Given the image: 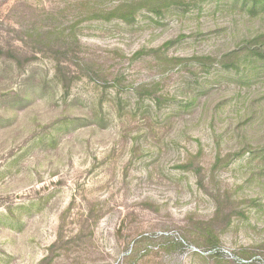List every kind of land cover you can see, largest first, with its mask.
Returning <instances> with one entry per match:
<instances>
[{
    "label": "rangeland",
    "instance_id": "rangeland-1",
    "mask_svg": "<svg viewBox=\"0 0 264 264\" xmlns=\"http://www.w3.org/2000/svg\"><path fill=\"white\" fill-rule=\"evenodd\" d=\"M120 1L0 0V264H264V64L196 59L264 35V12L98 13ZM49 29L68 57L33 53ZM205 224L211 249L185 234Z\"/></svg>",
    "mask_w": 264,
    "mask_h": 264
},
{
    "label": "trees",
    "instance_id": "trees-1",
    "mask_svg": "<svg viewBox=\"0 0 264 264\" xmlns=\"http://www.w3.org/2000/svg\"><path fill=\"white\" fill-rule=\"evenodd\" d=\"M188 1V2H186ZM220 2L221 0H210ZM194 3V0H121L118 5L111 11H102L99 10V14L101 13L105 18H121L124 22H133L135 21L137 14L142 10H146L148 12H162L170 10L172 7L176 5H186L189 3ZM241 3L244 9H247L248 12L254 13L259 10L264 12V0H234L233 5L236 3ZM98 14V15H99ZM57 34V30H45L41 32L40 30H30L26 32V35L30 38L32 42L33 53L36 50H49L56 54H62L64 57H68L69 51L65 47L66 44H55V39ZM25 36L20 31V41H24ZM172 43L166 42L165 46H169ZM237 50L230 51L227 54H224L221 58H215L211 56H201L196 57L199 60H207L209 63H216L220 67L230 69H236L237 71L243 66L249 64V61L252 59L260 61L264 64V35H259L252 39H245L242 44L238 46ZM73 58V57H72ZM167 61L170 62H178L180 59L177 58H166ZM58 66L62 67V60H58ZM238 155V153L227 155V157L221 158L217 156L216 161L213 166L214 169L220 165V163L230 164V162L234 159L233 157ZM193 163V162H192ZM212 166V167H213ZM188 167V165L183 166ZM213 175V172H211ZM197 178H199V183H204V176L201 174L200 168L196 174ZM206 227H202L201 231H195L188 229L185 234L186 237L192 240L197 245H201L197 242L198 237L203 238V236L209 238L207 241V245H210V249L216 247L219 244L218 236L216 235V231H213L210 224H205ZM47 262V259H44L42 263Z\"/></svg>",
    "mask_w": 264,
    "mask_h": 264
}]
</instances>
